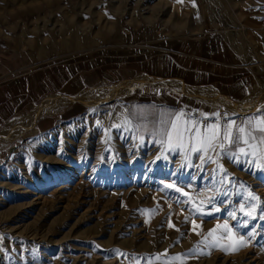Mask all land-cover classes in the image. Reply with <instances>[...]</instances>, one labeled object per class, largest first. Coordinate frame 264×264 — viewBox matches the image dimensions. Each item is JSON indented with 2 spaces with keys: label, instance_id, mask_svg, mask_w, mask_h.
<instances>
[{
  "label": "rangeland",
  "instance_id": "rangeland-1",
  "mask_svg": "<svg viewBox=\"0 0 264 264\" xmlns=\"http://www.w3.org/2000/svg\"><path fill=\"white\" fill-rule=\"evenodd\" d=\"M45 22L63 24L65 32L40 33ZM86 25H92L89 36L108 37L97 41L101 46L80 44L78 31ZM154 26L160 36L147 47L127 41ZM262 26L264 0H0V56L36 64L147 59L190 52L212 34ZM71 33L76 44L66 50ZM34 51L43 56L34 60ZM129 100L77 105L54 116L51 126L26 130L7 145L13 155L0 168V264H264V171L225 157L220 164L232 184L215 183L217 164L201 171L193 166L200 163L198 153L186 161L180 150L162 148L151 134L158 128L130 119ZM248 190L260 198L254 220L239 211ZM201 200L204 214L194 211ZM233 210L235 219L228 214ZM225 221L232 240L217 229ZM193 223L199 225L194 231ZM213 230L220 237L215 242L208 235ZM240 235L247 246L239 247Z\"/></svg>",
  "mask_w": 264,
  "mask_h": 264
},
{
  "label": "crops",
  "instance_id": "crops-1",
  "mask_svg": "<svg viewBox=\"0 0 264 264\" xmlns=\"http://www.w3.org/2000/svg\"><path fill=\"white\" fill-rule=\"evenodd\" d=\"M107 38L105 34L99 39L90 36L91 43L96 42V45L85 48L101 46L104 42L97 44V41ZM70 40L76 44L73 34ZM34 54L35 57L29 53L33 59L43 56L41 52L34 51ZM5 57L0 56V134L13 120L38 111L45 101L53 97L71 99L84 91L131 82L140 76L160 84H144L129 95L127 113L137 125L159 128L162 119H169L181 111L196 114L198 120L203 116L210 117L204 120L207 123L214 122L211 118L219 113L221 125L231 119L239 124L245 118L264 115V108L255 112H232L215 106L211 100L214 93L236 104L264 89V26L246 33L212 34L203 37L190 52L168 53L147 59H76L36 64ZM171 81L178 82L185 91L172 88L168 85ZM77 105L82 104L62 105L53 114L38 119L30 130L51 126L54 116L67 114ZM22 133L24 131L13 141ZM2 142L0 138V144ZM8 144L0 147V168L13 155V151L7 148Z\"/></svg>",
  "mask_w": 264,
  "mask_h": 264
},
{
  "label": "snow or ice",
  "instance_id": "snow-or-ice-1",
  "mask_svg": "<svg viewBox=\"0 0 264 264\" xmlns=\"http://www.w3.org/2000/svg\"><path fill=\"white\" fill-rule=\"evenodd\" d=\"M207 119H210V117L203 116L202 119L198 120L196 114L181 111L172 115L169 119H162L160 127L151 134L158 138L162 148L173 152L180 150L186 161H190L192 155L198 153L199 155L196 158L200 163L193 166L201 171H203L204 165L217 164V168L214 170L217 175L213 176V181L221 186L226 183L229 186L232 184L229 174L220 164V159L225 157L236 164L243 162L250 167L264 171V115L245 118L239 124L235 119H231L221 125L219 113L211 118L214 122L204 123V120ZM140 138L143 139L142 136ZM213 154H215V159ZM157 159H160V157H157ZM166 187L171 189L173 185L169 183ZM175 191L180 193L181 188L177 187ZM228 194L227 191L221 193V195ZM183 195L188 196V193L184 192ZM203 195H205L207 202L213 206L214 211L219 213L221 209L215 207L214 199L208 197L207 194ZM241 195L242 202L239 204V211L249 219H256L260 198L252 190H248ZM182 203H190V201H182ZM204 203L205 200H201V206L195 208L194 211L198 214H204ZM228 214L232 219L236 218V211L233 210ZM260 218L264 219V208H260ZM247 226L248 222L245 220L242 227ZM197 227L199 225L193 223V231ZM217 229H222L224 238L229 240L235 238V233L227 221L222 225L218 224ZM215 232L216 230H213L208 234L214 242L220 239ZM252 235H255V233H250L248 238L250 239ZM247 242L244 235H240L237 241L239 247L247 246ZM212 246L217 245L213 243ZM222 247L225 252L230 250L229 246ZM232 250H238V248ZM200 254L203 253L193 252L189 255ZM174 259L180 260L181 257H174Z\"/></svg>",
  "mask_w": 264,
  "mask_h": 264
},
{
  "label": "bare ground",
  "instance_id": "bare-ground-1",
  "mask_svg": "<svg viewBox=\"0 0 264 264\" xmlns=\"http://www.w3.org/2000/svg\"><path fill=\"white\" fill-rule=\"evenodd\" d=\"M121 6H123V5H121ZM118 9L115 10L117 12V14H119V10ZM146 9L147 8H145V5L144 6H140V10L141 11L142 10H146ZM84 13H86V12H84ZM84 13H81L80 15H83ZM153 19L155 20L154 17H153ZM153 19L150 18L148 20V22L152 21ZM48 23L49 22H45V24L42 27H40V29L38 31L40 33H44V32H47V31H49V32H52V31L54 32L55 31L59 37L62 36L63 33L65 32V28H64L63 24L62 25H58V24H55L53 22V24L48 25ZM166 27H167V23L164 24V29ZM83 28H84L83 30H80L78 32L81 35V38H80V42L81 43L80 44L86 46V45H89L88 43H91V39H90L89 34L91 32L92 25H88V26L86 25ZM161 31H162V29H161ZM158 36H159V27H157V26H154L152 28H145L144 27V28H141V30H137L135 35L133 37L129 38L127 41L128 42L135 41L136 44H134L133 46H135V47H144L145 48V47H147L146 46L147 43L150 42L149 40L155 41ZM119 39H121L123 42H126V40L124 39V36H122V34H121V37ZM72 41L73 40H66L64 42V44L66 46L63 45V47H65L66 50L70 49L72 46L75 45V44H73ZM57 43L60 44V42H57ZM95 45H96V42H92L91 43V46H95ZM79 49H81V48H79ZM144 84L145 85L146 84L147 85L148 84H156V85H158L160 83H158L156 81H152L151 79H147L146 77L140 76V77H138L137 79H135L134 81H131V82H125V83H121V84H118V85L105 86V87H103L101 89L98 88V90H93L92 89L91 91H85V92L81 93L80 95H78L77 97L72 98V99H61V98H58V97H53V98L45 101L41 105V107L39 108L38 111L33 112L31 115H29L27 117H24L22 120H20L18 122H15L12 125L8 126L0 134L1 142L3 140L2 144H0V147L3 146V145L8 144L9 142H13V140L15 139L16 135H18L22 131L29 130L31 127H33L34 123L38 119H40L42 116H44V115H46L48 113H52L54 110H56L58 108H61L62 105L70 106V105L75 104V103H81V104H84V105H88V104H90V105L98 104L99 105L101 103H108L109 101L115 100L117 98L128 97L129 95H131V93L133 92V90L135 88L141 87ZM168 85H170L172 88H174L176 90L185 91L183 86H181L178 82L171 81V82H168ZM210 93H213V92H210ZM199 94H202V93H199ZM204 94H207V93H204ZM254 94H255V96L250 95L249 97L239 101V103H236V104L232 103L231 101H228L227 99L219 98L218 97L219 94L217 95V94H214V93L211 94L212 95L211 96V100L213 101L212 103H214L215 106H219L222 109H227L228 108L232 112L233 111L234 112H244V113L245 112H255V111H259V110L264 108V89H260L259 91H257ZM197 97H199V96H197ZM204 97H206V96H204Z\"/></svg>",
  "mask_w": 264,
  "mask_h": 264
}]
</instances>
